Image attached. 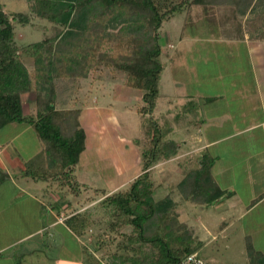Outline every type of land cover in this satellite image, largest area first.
Here are the masks:
<instances>
[{
    "label": "rangeland",
    "instance_id": "rangeland-1",
    "mask_svg": "<svg viewBox=\"0 0 264 264\" xmlns=\"http://www.w3.org/2000/svg\"><path fill=\"white\" fill-rule=\"evenodd\" d=\"M0 1L4 10L10 13L28 11L29 3L26 0ZM255 1L257 0L252 3L255 8L251 5L245 12L238 11L235 18L232 14H228L230 9L227 4L212 6L191 4L182 12L163 20L157 32L159 33V40L162 42V61L165 63L161 78L163 91L167 90L172 95L176 86L173 84V80L183 78L182 80L187 84L192 76L190 80L196 78L188 85L192 94L198 93L201 88L204 89L207 85H210L211 91L214 92L218 86L216 81L212 80V84H210L207 79L202 78V75L196 76V73L209 71L210 64L206 62L216 59V53L205 51L201 47L202 50L198 52L197 55L199 56L196 59L198 63L189 61L187 54L188 58L185 57L184 61L187 62L188 68L183 71L177 68L175 62L171 65L165 55L168 52L180 50L177 45L180 46L179 38L182 32L187 28H194L192 25L195 23L192 24L191 21L196 22V24L203 23L202 25L213 22L214 25L221 26L220 15L224 13L225 15L228 14L226 17L227 25L224 29H233L237 24H241L243 29H247V23H249L250 28L248 29L255 35L262 24L264 27V16L261 17L262 20L258 18V15L260 17V14H264V12H261L260 7L256 9L257 3ZM254 11L256 12L254 13ZM204 12L207 20H203ZM32 20L33 23L26 26L15 23L17 43L21 46L41 40L45 33L50 30V24L46 20L37 17ZM262 29L261 27L260 30ZM166 38L168 43H177L176 47H169L168 43H165ZM200 60L205 61L200 63ZM24 61L29 71H32L34 58L25 56ZM190 65L195 66V69L190 68L193 75H190ZM120 74V76L116 75L115 71L102 66L87 78L78 80L71 78L59 81L62 83L58 86L57 107L82 108L91 104L108 108L111 105V109H102L101 111H114L115 113L113 124L109 120L104 121L103 130L98 129L87 133L85 155L97 167L95 171L91 172L83 169V166L77 167L78 164L76 165L74 170L76 177L90 184V186L82 184L79 195L74 192L65 195L63 192L71 188L68 184L62 186L61 178L60 180L42 178L41 175L48 161L47 152L31 124L30 130L18 133L19 135L13 140V143L11 139L18 132L16 127L11 124L0 129V140L8 141L9 143H6L10 146L9 151L12 149L19 162H22L20 165L9 168V171L14 176V180L19 185L21 184L20 186L26 191V193L21 192L19 195H15L16 197L10 200L0 195L1 238L14 239L12 248L7 252L9 255L6 254V258L5 256L2 258L6 259V264H89V261L92 264L93 262L90 260L92 255L95 258L94 264L97 263L96 260L100 264H129L123 262L120 257L121 254L136 256L133 246L141 256L154 251L158 252V249L155 250L153 247L152 242L139 239L138 242L135 240L132 245L130 242L132 239L129 238V235L133 234L132 226L119 224V220L112 215V211L102 204L107 195L119 189H127L135 176L143 172L144 151H148L152 146V133L148 131L150 122L147 120V124L144 123L150 114L143 117L137 111V107L144 104L142 95L137 99L135 97L134 99L130 98L129 89L132 88L126 85L123 74ZM178 88L181 92V88ZM23 95L25 111L30 112L34 108L35 91ZM207 112L209 113V111ZM179 113L174 126L170 115H165L164 120L158 121L162 125L161 130L164 133L161 140L162 144L165 141L171 144L172 142L178 143L182 148L180 149L182 155L174 159H160L152 166V177L157 185L154 196L156 199H162L171 192L174 199L180 202V205H185V207H178V210L184 209L186 218L183 217L182 219H188L186 222L197 229L200 238L203 239L202 241L208 240L207 244L201 245L199 251L206 264H251L246 251L248 235L252 237L255 248L264 252V199L260 200L254 207L250 206L251 200L264 192V155L251 156L249 161L247 160V162L236 165L235 168L228 169L227 172L216 175V181L221 184L219 185L220 188L227 192L232 191L233 194L227 197L224 203L208 205L209 208H206L205 204L183 200L176 188L175 191H172V186H176L190 167L196 165L197 156L202 151L195 148L190 139L189 131L193 129L192 123H194L191 115L194 112L179 111ZM190 113L192 114L189 115ZM152 116L154 119L156 116L159 117L156 111ZM21 123L27 124L26 122ZM119 123H122L123 126L120 127ZM127 137L130 139L128 140ZM125 139L128 141V146L135 145V148H130V153L125 159L126 163L124 164L131 167L127 171H125L127 168L123 166L121 159L122 153L124 154L121 149L122 147L126 148ZM96 142H98L97 145H95ZM113 143H115L117 151L115 149L114 153H110V148L113 149L114 147ZM228 144H232V141ZM0 146L4 145L0 142ZM255 148L257 150L258 147L255 146ZM138 152L141 157V167L134 164ZM228 156L227 154L225 163L232 160ZM132 158L134 159L132 160ZM121 165L123 168L120 170L118 167ZM112 169H117L118 173L113 175ZM137 169L140 170L137 171ZM216 169L217 173L221 170V166L217 164ZM0 170L5 173L2 169ZM87 197L90 199L87 200ZM66 202L69 204L64 206ZM51 212L58 215L61 212V221L66 222L67 218L78 214L87 216L90 223L86 226L83 235H77L73 230L67 228L66 223L50 226L48 223L52 219ZM224 220L226 221L225 226L221 224ZM39 225H43V230L37 231ZM26 233L33 237L28 239L29 236L26 237ZM100 234L106 238V246L102 248L100 243H97ZM22 237L24 238L22 239ZM135 238L137 239V237ZM85 246L88 247V252H82ZM151 247L154 248V251L151 250Z\"/></svg>",
    "mask_w": 264,
    "mask_h": 264
},
{
    "label": "trees",
    "instance_id": "trees-1",
    "mask_svg": "<svg viewBox=\"0 0 264 264\" xmlns=\"http://www.w3.org/2000/svg\"><path fill=\"white\" fill-rule=\"evenodd\" d=\"M26 1L28 11L11 13L4 10L0 1V128L12 122L31 124L47 152L48 161L42 178H61L62 186L68 184L71 188L63 192L65 195L70 192L79 195L80 184L74 170L86 148L87 133L81 124L80 108L57 107L58 86L62 83L59 81L87 78L102 66L115 71L116 75L122 73L126 85L142 95L144 104L139 105L137 111L143 117L150 114L144 123L150 122L147 129L152 133V146L144 151L143 172L127 189L107 195L102 204L112 211L119 224L132 226L133 234L129 235L132 245L139 239L152 242L158 252L151 247L153 253L141 256L133 246L136 256L121 254L120 259L129 264H182L190 255L196 254V259L206 264L197 253L203 245L197 229L179 217L177 207L180 202L171 192L162 199L154 196L157 185L152 177V166L160 159L173 158L179 146L167 141L162 144V125L152 116L161 93L165 68L157 32L163 20L191 4H227L228 14L235 18L238 11L245 12L251 5L254 7V0ZM255 2L256 9L260 7L264 12V0ZM228 14L220 15L223 27L227 25ZM263 16L260 14L258 18ZM34 17L46 20L50 30L41 40L21 46L17 43L15 23L26 26L33 23ZM247 27L250 28L249 23ZM261 27L258 38H264L263 24ZM25 56L34 58L32 71L24 61ZM31 91H35L34 108L26 112L22 96ZM196 161L183 179L172 186V191L176 188L183 200L206 206L219 204L229 197L231 193L221 189L214 178V155L205 150ZM262 198L264 194H259L250 206ZM89 223L87 216L78 214L66 220L67 226L77 235H83ZM97 243L101 248L106 246V238L98 235ZM83 250L88 252L89 249L85 246ZM246 251L251 264H264V252L255 248L250 235ZM90 260L94 264L93 255ZM96 262L100 264L98 260ZM189 264L197 263L190 261Z\"/></svg>",
    "mask_w": 264,
    "mask_h": 264
},
{
    "label": "crops",
    "instance_id": "crops-1",
    "mask_svg": "<svg viewBox=\"0 0 264 264\" xmlns=\"http://www.w3.org/2000/svg\"><path fill=\"white\" fill-rule=\"evenodd\" d=\"M203 18V20H207L205 12ZM191 22L192 24L195 23V25H192L194 28L185 29L179 38L180 46L177 45V47L180 50L175 52L171 51L170 53L167 51L168 53H166L165 56H167L171 65L173 62H175L177 68L183 71L185 68L186 70L188 68L186 65L187 62L184 61L185 57H189V61H195V63H198L196 59L199 56L197 55L198 52L202 50L201 47L205 51L208 50V52L212 51L213 53H216V59L206 62L210 64V68H208L209 71H202V73L194 72L196 73V76L202 75V78L207 79L210 84H212V80H215L218 86L214 92L211 91L210 85H207L204 89L201 88L198 93L192 94L189 91L188 85L190 82L195 81L196 78L190 80L192 77L191 76L187 81V84H185L186 82L182 80L183 78L173 80V84L176 86L174 87L172 95H170L167 90L163 91L162 85L161 93L157 99L154 112L156 111V114L159 115V117L156 116L159 122L164 120L166 117L165 115H170V118H172L173 121V126L176 124V118L180 114L179 111L194 112V114H189H192L191 118L194 122L192 123L193 129L189 131L190 139L192 140L191 143L194 144L195 148L198 150H208L214 155L215 163L213 165V174L216 180L217 174L219 175L221 172H227L228 169L233 167L235 168L236 165L247 162V160L249 161V157H253L255 155L257 156V154L264 155V152L262 153V151H264V38L257 37L259 30H257L255 35H253L250 29H243L241 24H237L234 28L232 27L233 29H224L223 25H217V27L213 24V22H211V24L205 25H202L203 23L196 24L194 21ZM160 43L162 46L161 41ZM165 43H168L167 38ZM176 44L168 43L169 47L172 48H175ZM204 61L205 60L202 62V60H200L199 62L204 63ZM191 67L192 69H195V66H189V71L191 73L190 75H193V71L191 72L190 69ZM178 87L181 88V92ZM129 90L130 98L134 99L135 97L137 99L141 96V93H138L136 90ZM110 107L112 106L109 105L108 108H105L90 104L80 108V120L86 133H89V131L94 132V130L97 131L98 129L103 130L104 121L109 120L112 122V124L115 122L113 121L115 116L114 111H101L102 109L109 110L111 109ZM207 111H209V113ZM111 115L113 116V119ZM11 124H13L18 131L11 139L12 143L14 142L13 140H15V138L19 135L18 133L25 130H30V127H32L29 123L25 124L18 122L9 123L6 126ZM119 125L120 127L123 126L122 123H119ZM3 128H5V126ZM127 138L128 140L130 139L129 137ZM230 141H232V144L229 145L228 143ZM0 142L4 145L0 146V169L5 171V173L7 172V175L5 174L3 178H0L4 179L2 182H0V195L5 196L8 198V200H10L13 197H16L15 195H19L21 192L26 193L24 188L20 186L21 184L19 185L14 180V176H12V173L9 171V168L20 165L22 162H19L18 157L15 156L12 149L9 151L10 146L7 144L9 143L8 141L3 142L0 140ZM125 143L126 148L122 147L121 149L124 151V154L122 153L121 159L123 166L127 168L125 171H127L130 170L131 167L124 164L126 163L125 159L130 153V148H135V145H131V147L128 146L127 139H125L124 144ZM97 144L98 142L95 143V145ZM114 144L115 143H113V149L110 148V153L115 152L116 146ZM255 146L258 147L257 150ZM86 149L87 138L86 148L80 154L77 167L83 166V169L85 168L87 171L92 172L96 170L95 168L97 166L93 164L91 160H89L87 155H85ZM180 149L182 148H180L179 145V152H177V154L172 159L182 155ZM227 154L229 155L228 158L230 157L232 159L229 163H225V160H227ZM133 159L134 158H132V160ZM135 159L136 161L134 164L138 166L140 165L141 167V157L139 156V152L136 153ZM130 163L133 162L130 161ZM217 164L221 166V170L216 173ZM123 166L121 165V167L118 168L121 170ZM139 170L140 169H137V171ZM111 172H113V175L118 173L117 169H112ZM77 180L80 186L82 184L90 186L88 182H83L81 179L80 181L78 177ZM216 182L218 183V181ZM218 184L221 185L220 183ZM230 193L233 195L232 191H230ZM261 194H264V192ZM263 199L264 198L261 200ZM225 200L219 204L224 203ZM257 203L252 206L254 207ZM66 205L67 202L64 206ZM180 206L185 207L184 204L179 205L178 207ZM206 208L209 207L206 206ZM183 211V208L178 210L179 217L182 221L186 222L188 219H182L183 217L186 218V215ZM59 213L61 214V212ZM60 214H53L51 212L52 219H50L48 224H50V226H55L66 223L65 221L60 220ZM221 224L225 226L226 221L224 220ZM39 226L40 227L37 229V231L43 230V225ZM67 228L69 227L67 226ZM29 235L30 234L26 233L25 236L27 237ZM24 237H22V239ZM31 237L33 236H29L27 238L29 239ZM201 240L203 239L201 238ZM207 241H203V246L207 244ZM13 243V238H1L0 234V264L7 263L6 259L2 258L3 256L6 258V254L10 248H12ZM199 251L197 253L200 255ZM82 252H84L83 249Z\"/></svg>",
    "mask_w": 264,
    "mask_h": 264
},
{
    "label": "built area",
    "instance_id": "built-area-1",
    "mask_svg": "<svg viewBox=\"0 0 264 264\" xmlns=\"http://www.w3.org/2000/svg\"><path fill=\"white\" fill-rule=\"evenodd\" d=\"M190 261H195L197 264L202 263V260L196 259V254H192L188 257V260L183 261L182 264H189Z\"/></svg>",
    "mask_w": 264,
    "mask_h": 264
},
{
    "label": "water",
    "instance_id": "water-1",
    "mask_svg": "<svg viewBox=\"0 0 264 264\" xmlns=\"http://www.w3.org/2000/svg\"><path fill=\"white\" fill-rule=\"evenodd\" d=\"M5 174L7 175V173H4L0 170V178H3Z\"/></svg>",
    "mask_w": 264,
    "mask_h": 264
}]
</instances>
